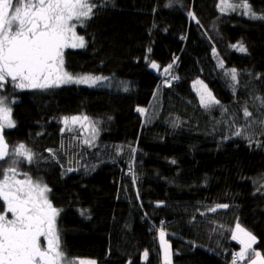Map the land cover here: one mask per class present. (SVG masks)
<instances>
[{
  "label": "trees",
  "instance_id": "obj_1",
  "mask_svg": "<svg viewBox=\"0 0 264 264\" xmlns=\"http://www.w3.org/2000/svg\"><path fill=\"white\" fill-rule=\"evenodd\" d=\"M92 2L75 28L85 46L66 48L64 66L112 81L21 89L9 78L0 96L15 127L3 130L0 170L15 159L18 180L47 185L75 264H162L161 231L170 264H247L237 223L264 257V0ZM198 78L218 104L201 102ZM65 117H87L95 131L66 128ZM20 144L31 162L13 153Z\"/></svg>",
  "mask_w": 264,
  "mask_h": 264
},
{
  "label": "snow or ice",
  "instance_id": "obj_2",
  "mask_svg": "<svg viewBox=\"0 0 264 264\" xmlns=\"http://www.w3.org/2000/svg\"><path fill=\"white\" fill-rule=\"evenodd\" d=\"M242 6L247 7L246 4ZM95 7L92 0H0V89L9 78L15 87L21 89H46L72 82L96 85L99 81L108 80V77L102 76L74 77L63 71V50L69 46H85V38L78 36L75 28L77 24L83 25L92 18ZM252 16L256 18L254 13ZM239 50L247 51L243 44L239 45ZM151 67L156 68L157 65L153 62ZM230 75L235 81L237 70L231 69ZM256 99L260 100L264 108V97ZM201 101L206 107L219 103L214 97L205 101L202 96ZM244 115H252L246 107ZM69 119L75 122L81 118H64L66 123ZM261 123L264 124V121ZM5 127H15V122L11 108L6 104V97L0 96V161L9 156L8 145L3 137ZM13 153L25 157L29 162L34 158V154L24 144L14 148ZM16 165L17 161L13 159L7 169L0 170L3 175L0 180V200L5 205L4 211L0 212V264H61L66 257L55 228L59 209L53 207L48 199L50 189L46 184L42 186L39 180L33 182L31 178L25 181L10 180L9 173L13 177L17 174ZM217 207L226 208L228 205ZM9 213L11 219L8 218ZM236 232L244 237L240 239L243 248L238 254L239 258L244 259L250 250L253 255L260 256L252 249L256 237L239 223ZM160 235L167 261L169 252L163 240V231ZM41 237L45 238L46 246H42ZM237 238L234 233L233 239ZM251 264H258V261L252 260Z\"/></svg>",
  "mask_w": 264,
  "mask_h": 264
},
{
  "label": "rangeland",
  "instance_id": "obj_3",
  "mask_svg": "<svg viewBox=\"0 0 264 264\" xmlns=\"http://www.w3.org/2000/svg\"><path fill=\"white\" fill-rule=\"evenodd\" d=\"M69 47H71V46H69ZM64 50H63V52H64ZM63 71L69 73L65 69L64 64H63ZM72 76H74V75H72ZM83 76H98V75L86 74V75H77V76H74V77H83ZM102 77H104V76H102ZM105 77H107V76H105ZM108 81L111 82L112 79L109 78L108 80H105V81H99V82H97L96 85H89V84H85V83H75V82H72V83H74V84H80V85H87V86H97V85H100L102 83H106ZM64 84H70V83H64ZM59 85H63V84H59ZM193 87L196 90V92L198 93L200 99L203 96V98H204L205 101H208L210 99V97H214V99L217 100L216 97H215V95H214V93H213V91L209 88V86L201 78H198V79L194 80ZM209 94H210V96H209ZM6 104H7L8 107H10L9 106V103L7 102V100H6ZM11 116H12V110H11ZM80 118H82V117H80ZM63 123H64V125H65L66 128L78 127L79 124H81L83 126V128L81 129L83 133L93 134V132L95 131V125H94V123H91V121L89 119H83L82 121L79 119V120H77L75 122H73L71 119H69L67 121V123L63 119ZM5 128H7V127H5ZM93 136H95V135H93ZM28 178H30V177L28 176L26 179H28ZM10 180H12V181H25V180H18V178L16 176L15 177H12V179H10ZM31 180L33 182L36 181L33 178H31ZM42 186H43V184H42ZM47 196H48V193H47ZM242 238H244L243 235H242ZM163 240L166 242V244L168 246L169 257H168V260L166 261L165 260L164 246L162 245L161 236H160V241H161V246H162V253H163V256H162L163 263L162 264H170L172 262V249H171V244H170V241L168 240V238L165 235L163 237ZM252 249H254L253 248V245H252ZM250 252H251V250H250ZM256 253H258V252H256ZM259 254H260V252H259ZM261 257H262L261 254H260V256H256V255H253L252 253H250V254H248V255L245 256V261H246L247 264H251V261L252 260H256V261H258V264H264V260H261ZM80 262H83L85 264H97V262H96L95 259H81ZM61 264H71V262L65 260V261H62Z\"/></svg>",
  "mask_w": 264,
  "mask_h": 264
},
{
  "label": "flooded vegetation",
  "instance_id": "obj_4",
  "mask_svg": "<svg viewBox=\"0 0 264 264\" xmlns=\"http://www.w3.org/2000/svg\"><path fill=\"white\" fill-rule=\"evenodd\" d=\"M43 242H44V244H46L45 238L44 237H41V243H43Z\"/></svg>",
  "mask_w": 264,
  "mask_h": 264
}]
</instances>
